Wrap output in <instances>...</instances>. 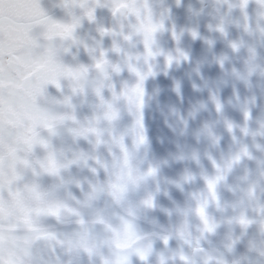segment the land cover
<instances>
[{
    "label": "flooded vegetation",
    "instance_id": "1",
    "mask_svg": "<svg viewBox=\"0 0 264 264\" xmlns=\"http://www.w3.org/2000/svg\"><path fill=\"white\" fill-rule=\"evenodd\" d=\"M150 3L156 17L164 14L165 30L156 34L157 45L173 55L179 47L188 54L189 59L179 63L173 61L167 68L163 56H157L152 61L156 75L149 76L144 82L142 109L147 147H133L130 131L133 116L122 99L116 102L118 118L110 124L101 121L104 143L93 146L84 137L73 138L61 132L52 137L53 144L69 150L79 147L95 152L98 159H106L110 152L119 151L107 142L111 131L123 134L134 164L142 168L147 161L157 167V174L149 185L130 194V203H134L140 192L152 187L156 189V206L146 211L138 210L142 217L138 231L147 234V239L152 242V251L146 261L139 260L133 254L132 264H159L160 257L164 258L165 264H185L178 256L181 251L192 264H205L206 257L212 258L207 264H216L217 260H223L226 264H264V230L260 229L261 215L256 211L258 204H264V128L261 127L264 124V17L260 15L264 9L256 0H248L243 10L239 7V0H179L178 4L176 0H150ZM229 4L233 6L229 7ZM48 15L63 22H69L72 16L80 17L74 32L77 42L64 41L69 51H61L60 58L72 66H88L89 72L83 93L74 94L70 82L61 79V90L47 86L46 100L53 102L57 110L74 114L78 120L91 118L100 112L99 101L92 88L101 79L100 74L91 67L92 57L98 56L103 49L111 63L121 64L119 73L110 72L111 82L119 91L125 83H133L136 77L123 66V55L112 50L113 41L133 54L142 53L143 45L139 38L129 43L119 35L100 34L98 29L101 27L114 29L117 33L120 31L118 21L107 7H96L93 21L84 17L79 7L66 9L60 6ZM124 23L127 31V22ZM218 25L223 27V33L217 30ZM173 26L180 35L178 42L171 36ZM190 30H195L198 35L194 38ZM39 31L41 29H34L35 33ZM232 43L238 46L235 50L231 47ZM85 46L94 51L86 50ZM220 59H223V67L218 63ZM140 66L143 67L142 61ZM102 95L105 99H111L107 87L102 89ZM213 95L222 105L219 112ZM65 96L70 98L71 107L55 102L63 101ZM39 102L42 106H48L45 101ZM245 110L249 112L247 120L243 115ZM227 123L233 125L231 132ZM157 124L168 138L166 152L159 146ZM244 128H247V133L242 131ZM244 146L250 157H242L240 162L234 164L225 180L217 186L221 207L218 209L213 204L208 207L209 216L216 221L217 227L213 233H205L200 239V247L204 251H193L175 235V227L187 218L190 227L194 225L191 230L199 236L198 218L190 215L178 217L172 208L179 205L183 211L189 210L191 194L205 191L203 177L215 174L209 156L222 163ZM40 152L41 149L37 147L36 153ZM71 172L74 176L81 172L91 175L87 167L79 169L73 166ZM186 173H191L194 179L183 181ZM97 174L103 179V169L97 168ZM42 179L48 182L50 178ZM177 183L180 187H177ZM250 186L255 189L252 199L246 195ZM71 188L79 198V190L74 185ZM79 210L87 219L90 210ZM95 211L113 219L120 215L114 205L104 200L96 203ZM238 211L243 212L252 223L241 226L235 222L233 218ZM45 223L56 231L72 230L51 217L46 218ZM95 231L102 236L104 228L98 224ZM166 233L171 234L167 246L159 238ZM229 244L231 248L227 246ZM67 262L99 264V257L79 255Z\"/></svg>",
    "mask_w": 264,
    "mask_h": 264
},
{
    "label": "snow or ice",
    "instance_id": "2",
    "mask_svg": "<svg viewBox=\"0 0 264 264\" xmlns=\"http://www.w3.org/2000/svg\"><path fill=\"white\" fill-rule=\"evenodd\" d=\"M176 2L178 4L179 0H176ZM247 3L248 0H239V7L243 10ZM256 3L264 9V0H256ZM61 6L66 9L79 7L82 10V15L89 21L95 19L94 11L96 7H107L112 16L118 21L120 31L117 33L114 29L101 27L98 29L100 34L119 35L124 41L129 43L134 38H139L143 45L142 53L133 54L125 51L116 41H113L112 50L123 55V66L136 77L133 83H125L119 91L116 90L111 82L110 72L119 73L122 67L121 64L111 63L103 49L99 51L98 56L94 55L92 57L93 64L91 67L101 77L92 88L98 98L100 112L94 114L86 125L80 128H70L69 131L73 133L74 137H84L85 139H88V134L91 133L95 136V145L104 143L105 141L102 139L104 130L98 125L101 120L110 124L118 118L119 110L116 107V102L122 99L127 105L129 113L133 116L130 128L133 147L136 149L141 146L147 147L148 139L144 131L142 109L145 97L144 82L149 76L156 75L152 61L157 56H163L164 65L167 68L172 65L173 61L179 63L181 60L187 61L189 59L188 54L179 47L175 49L176 54L173 55L171 52H165L157 45L156 34L165 30L164 14L162 13L159 17H156L150 0H61ZM232 6L229 4V7ZM166 11L167 9H165ZM69 14L72 15L71 12ZM260 15L264 17V11ZM125 21L127 22V31H125ZM79 23L80 17L77 16H72L69 22L53 19L41 7L39 0H0V195L3 193L5 183L11 190V185L21 179V174L15 171L7 179L4 175V128L6 124L15 125L21 129L19 139L22 148L20 151L31 153L37 146L48 151L47 164L40 163V172L48 175H59L60 168L68 166L67 164L60 165L56 162L54 153L50 151V141L41 135L40 129L45 130L49 136H54L56 135L57 122H63L68 119L78 123L77 118L72 113L54 115L43 107L39 101L47 99L46 88L48 85L61 90V79H66L70 82L69 86L74 94L85 91L89 72L88 66L83 64L72 66L64 63L60 58L61 51L65 53L69 51L68 47L63 44L64 41L77 42L74 32ZM36 28L41 29V31L35 33L34 29ZM217 30L221 33L224 32L223 27L220 25L217 26ZM170 31L172 39L178 42L180 35L175 30V27L173 26ZM190 34L194 38L198 35L195 30H190ZM231 47L235 50L238 46L236 43H232ZM85 48L89 50L87 46ZM89 51H94V49ZM141 61L143 67L140 66ZM218 63L223 67V59H220ZM105 87L111 93V99H105L102 95V89ZM212 99L217 112H219L222 107L220 101L214 95ZM55 102L64 103L71 107L68 96H65L63 101ZM243 115L245 120L249 118L247 110L244 111ZM261 127L264 128V124ZM227 128L231 132L233 125L227 123ZM242 131L247 133V128L242 129ZM208 134L211 135V132L209 131ZM109 136L112 143L119 149L122 164L127 169V176L133 184H136L139 179L156 176L157 167L149 164L146 172L134 177L131 165L132 155L124 143L123 134H114L110 131ZM213 139L215 140L216 138L213 137ZM8 150L9 152L17 151L11 146ZM242 157H250L246 146L231 154L222 163H217L209 156L215 169V174L203 177L206 186L205 192L191 194L192 200L195 201L194 208L187 211L181 210L185 217L191 211L198 218L200 235L195 240L191 238L187 218L184 219L183 226L177 228L175 233L180 240L192 247L193 251H204L200 247V239L205 233H213L215 231L217 223L209 216L208 207L210 204L215 205L218 209L221 207L217 186L225 180L227 173L234 164L240 162ZM193 158H196L195 154H193ZM17 159L20 165L25 168L31 166L26 156L18 155ZM93 159L106 169L107 166L97 157H93ZM74 162L76 161L73 160L68 163ZM91 171L95 173L96 168H91ZM32 174L39 175L40 173L35 168H32ZM192 179L194 177L191 173H186L183 176V181L185 182ZM77 185L79 186V182H77ZM36 187L34 184L32 186L33 190ZM112 187L115 188L117 186L112 185ZM177 187H180L179 183H177ZM125 190L126 186H119V192L123 193ZM37 195L38 198L42 199V194L38 193ZM246 195L249 199L254 198V187H248ZM113 196L119 201L116 193H113ZM142 203L147 208L156 206L155 199L151 194ZM0 211H2V205H0ZM256 211L261 216H264V204H258ZM33 215L35 217H51L60 223H63L65 216L73 217V222L79 226L81 231L75 233V240L70 236L61 238L63 234H58L55 231L34 228L30 222ZM135 215L136 213L132 208L127 209V216H119L120 226L115 227L102 215L98 214L92 222L102 225L104 230L110 234L98 242L94 238L90 240V233L88 229L84 228L86 221L79 208L62 200H44L39 206L30 209L24 219L29 229L36 232L32 239L49 241V247L53 252L55 251V246L67 245L69 252L73 248H79L89 258L97 255L99 264H132L131 257L133 254L139 260L146 261L152 251V242L147 239V234H141L136 228L133 219L129 218H134ZM233 219L241 226H247L252 223L243 212ZM259 223L261 230H264V219H261ZM170 236V233H166L160 235L159 238L167 246ZM29 243L30 241L26 237L24 244L28 245ZM101 246H107L113 250L111 258L99 251ZM227 246L231 248V244ZM178 256L185 264H192L183 251L179 252ZM209 259L212 258L206 257L205 264H207ZM0 264H38V261L35 260L27 247L21 248L16 252L8 251L6 253L2 223H0ZM43 264H70V262L61 261L59 256H56L54 261H44ZM159 264H165L163 257H160ZM216 264H226V262L217 260Z\"/></svg>",
    "mask_w": 264,
    "mask_h": 264
},
{
    "label": "clouds",
    "instance_id": "3",
    "mask_svg": "<svg viewBox=\"0 0 264 264\" xmlns=\"http://www.w3.org/2000/svg\"><path fill=\"white\" fill-rule=\"evenodd\" d=\"M41 101H45L48 106H43L49 110L50 113L54 115L70 113V112H62L57 110L55 104L53 102L42 99ZM151 112V109H149ZM91 118L85 120H78L77 122H73L71 120L65 119L63 122L56 123V134L57 133H66L67 136L74 137L73 133L69 131L70 128H80L83 125H86ZM103 121V120H101ZM152 123H156L153 121ZM98 127L101 128V122ZM20 132L21 129L16 127L15 125H5L4 128V158H3V171L6 179L10 177L13 172H19L21 174V179L19 181H15L11 185V190H9V186L5 183L3 193L0 195V205H2V211H0V223L3 224V234H4V247L6 253L8 251L16 252L21 248L27 247L29 248L32 256L38 261V264H43L44 261H54L56 256H59L61 261L67 262L69 259L79 255H87L79 248H73L72 251L67 250V245L63 246H55V251L49 247V241L44 239H32L36 235V232L29 229L27 223L25 222L24 217L28 215L29 210L39 206L44 200H62L67 202L68 204L80 208V209H89V216L85 219L86 224L84 228L88 229L90 233V240L95 239L97 242L110 235L104 230L102 236H98L96 234L95 228L97 223H93L94 218L99 214L102 215L106 220H108L113 226L119 227L120 220L119 216L124 215L127 216V209L132 208L135 211V217H129L133 219L135 226L139 229V221L141 220V216L139 211H146L151 208H147L143 205L142 201L146 199L150 194L155 197L156 189L152 187L150 190L146 189L139 193L134 203H130V194L134 193L139 188H144L149 185V182L152 176L145 177L144 179H139L136 184H133L131 180H129L127 176V169L122 164L121 154L119 151L110 152L109 158H101L99 159L103 164L107 167H101L100 164H97L93 157H96L95 152L82 150L79 147H74L71 150L65 148L63 146H56L53 144L52 137L49 136L48 133L40 129L41 135L49 139L51 148L50 151L54 153L55 160L58 164L64 165L67 164V167H61L59 170V175H48L46 173L40 172V163L47 164V155L48 151L42 148L40 154L36 153V148L31 153H26L20 151L22 145L20 143ZM42 133H47L44 135ZM156 136L159 141V146L162 149L167 151V135L164 133L163 129L156 125ZM103 138V137H102ZM88 140L93 146H95V136L91 133L88 134ZM107 142L110 143L113 147H116L115 144L112 143L111 138H107ZM13 147L17 149V151L9 152V147ZM18 155L26 156V158L30 161V167L25 168L20 165L19 160L17 159ZM75 160L74 163H68L69 161ZM86 160V163H85ZM93 163L95 166H93ZM149 162H145L144 167H139L133 163V157L131 158V165L133 170V176H138L146 172ZM75 166L76 168H96V172L91 171V175L87 172H81L80 175L74 176L72 175L71 169ZM32 168H35L39 175L32 174ZM97 168L103 169V179L97 174ZM48 177L50 178L48 182H44L42 178ZM79 182V186L77 185ZM36 185V189L33 190L32 186ZM75 186L76 189L79 190V198L73 193L71 186ZM112 185H116L117 187H112ZM126 186V190L121 193L119 192V186ZM206 191V189H205ZM204 191V192H205ZM38 193L42 194V199L38 198ZM113 193H116V196L119 197V201L114 198ZM100 200H104L114 205L116 209L119 210L120 215L116 218H111L106 215L97 213L95 211L96 203ZM74 202V203H73ZM79 202V203H78ZM195 201L192 200L191 208H194ZM190 208V209H191ZM139 210V211H138ZM181 207L178 205L172 208V212L176 214L178 217L182 216ZM240 213L238 211V216ZM190 216L195 217V215L189 211ZM235 216V217H236ZM261 219H264V216H260L259 222ZM46 217H35L34 215L31 217V223L36 229L50 230L55 231L58 234H63L61 238L64 236H70L75 240V233L77 231H81L79 226H77L73 221V217L65 216L63 220V224L66 228L72 229L71 231H56L51 226L45 223ZM182 219L175 227V233L177 228L183 226ZM100 225V224H99ZM260 226V223H259ZM194 225H189L191 231V238L195 240L198 237L191 229ZM261 229V227H260ZM28 238L30 243L28 245L24 244V239ZM99 251L102 252L105 256L111 258L113 250L108 248L107 246H101ZM93 257H98L94 255Z\"/></svg>",
    "mask_w": 264,
    "mask_h": 264
},
{
    "label": "water",
    "instance_id": "4",
    "mask_svg": "<svg viewBox=\"0 0 264 264\" xmlns=\"http://www.w3.org/2000/svg\"><path fill=\"white\" fill-rule=\"evenodd\" d=\"M39 2L47 14L56 11L61 6V0H39Z\"/></svg>",
    "mask_w": 264,
    "mask_h": 264
}]
</instances>
